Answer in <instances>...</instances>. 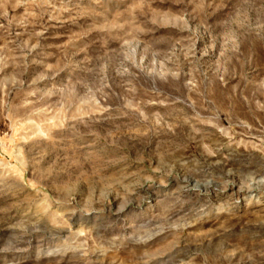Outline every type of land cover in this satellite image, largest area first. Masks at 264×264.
<instances>
[{"label":"rangeland","instance_id":"rangeland-1","mask_svg":"<svg viewBox=\"0 0 264 264\" xmlns=\"http://www.w3.org/2000/svg\"><path fill=\"white\" fill-rule=\"evenodd\" d=\"M0 264H264V0H0Z\"/></svg>","mask_w":264,"mask_h":264}]
</instances>
